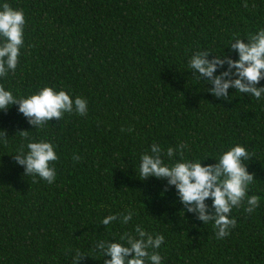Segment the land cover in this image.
Wrapping results in <instances>:
<instances>
[{
  "label": "trees",
  "instance_id": "obj_1",
  "mask_svg": "<svg viewBox=\"0 0 264 264\" xmlns=\"http://www.w3.org/2000/svg\"><path fill=\"white\" fill-rule=\"evenodd\" d=\"M4 3L23 10L26 23L17 68L0 84L25 98L46 86L64 90L85 99L88 111L42 129L18 105L0 111L8 135L6 145L0 141V264H71L77 250L87 256L80 264H104L110 257L97 241L122 243L136 226L165 237L155 250L161 264H264V96L229 88V99H218L189 67L198 51L238 60L230 45L264 29V0H0V10ZM224 70L227 64L215 75ZM40 140L58 156L51 184L34 182L13 159ZM181 143L183 159L202 166L237 144L253 154L245 162L255 174L247 195L260 205L251 214L246 201L234 207L227 237L217 239L214 221L185 211L166 179L141 180L142 154ZM205 203L211 208L212 199ZM129 209L127 224L102 225Z\"/></svg>",
  "mask_w": 264,
  "mask_h": 264
},
{
  "label": "clouds",
  "instance_id": "obj_2",
  "mask_svg": "<svg viewBox=\"0 0 264 264\" xmlns=\"http://www.w3.org/2000/svg\"><path fill=\"white\" fill-rule=\"evenodd\" d=\"M244 7H248L247 3ZM25 16L23 10L12 8L8 3L2 5L0 10V77L8 72L15 71L19 63L20 50L24 46ZM232 50L239 54L238 60L229 56H217L209 59L210 51L196 52L189 62L193 73L201 80L204 78L213 85L208 91L218 99H229V88H234L241 94L260 99L264 96V87H257L260 80L264 79V29L255 34H249L247 42L239 38L230 45ZM227 64V70L215 75L218 68ZM18 105V111L27 118L28 123L35 129H42L49 121L63 118L65 113L86 116L88 111L87 101L81 97L74 100L64 90L56 91L52 87H44L38 93L28 97H17L12 91L6 90L0 84V111L7 112L12 105ZM124 131V129H122ZM127 131H132L129 128ZM28 131L19 134L27 137ZM0 141L5 145L8 142L6 130H0ZM13 155L18 165L24 166L25 175L39 176L49 184L56 179L52 162L58 160L54 145L51 142L40 140L32 141ZM187 145L181 143L176 149L168 147L166 153L156 144L151 146V154H142L139 165L141 180L149 177L166 179L169 186H175L180 202L185 211L193 213L204 224L214 221L216 238L222 239L230 234V229L236 227V219L229 218L234 207H240L246 201L245 211L251 214L260 205V197L248 196L249 185L255 180V174L249 173L247 163L252 155L244 146H233L222 155L215 164L202 166L201 161L184 160V150ZM179 155L181 160L168 165L164 163L163 156L171 159ZM73 159L78 161L79 156ZM212 199V206L205 203ZM133 210L127 214L108 215L102 220L103 226H108L113 221L121 219L123 224L132 220ZM121 242L97 241L96 249L103 254L104 264H161L162 257L159 249L165 241L161 234H152L142 227L136 226L135 235L125 232L120 236ZM87 256L78 250L73 256L71 264H80ZM131 257V258H129Z\"/></svg>",
  "mask_w": 264,
  "mask_h": 264
}]
</instances>
